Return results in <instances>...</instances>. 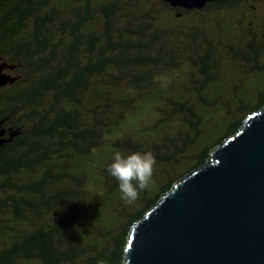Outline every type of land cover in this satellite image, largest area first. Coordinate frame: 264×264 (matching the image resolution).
<instances>
[{
  "label": "trees",
  "instance_id": "trees-1",
  "mask_svg": "<svg viewBox=\"0 0 264 264\" xmlns=\"http://www.w3.org/2000/svg\"><path fill=\"white\" fill-rule=\"evenodd\" d=\"M125 1L0 0V65L17 78L0 88V264H124L135 223L264 108V46L255 43L245 62L255 64L246 72L256 91L204 94L223 83L224 55L236 54L223 18L235 12L236 26L254 32L259 23L245 15L264 0L212 2L209 15L194 9L186 20ZM180 82L199 107L167 95ZM152 111L153 126L131 133ZM114 149L157 160L154 185L132 205L106 171ZM97 168L99 203L89 185Z\"/></svg>",
  "mask_w": 264,
  "mask_h": 264
},
{
  "label": "water",
  "instance_id": "water-1",
  "mask_svg": "<svg viewBox=\"0 0 264 264\" xmlns=\"http://www.w3.org/2000/svg\"><path fill=\"white\" fill-rule=\"evenodd\" d=\"M165 1L191 10L213 0ZM8 69L0 88L17 81ZM5 135L0 125V147ZM124 264H264V108L135 223Z\"/></svg>",
  "mask_w": 264,
  "mask_h": 264
},
{
  "label": "rangeland",
  "instance_id": "rangeland-1",
  "mask_svg": "<svg viewBox=\"0 0 264 264\" xmlns=\"http://www.w3.org/2000/svg\"><path fill=\"white\" fill-rule=\"evenodd\" d=\"M116 1V0H114ZM125 1V0H123ZM126 2V1H125ZM136 2H142L145 5L146 10L148 9L147 5L152 4V6L158 10H161V6L156 4L155 2H149V0H136ZM210 8L209 10H211ZM250 12H247L245 17H247V22L252 21H257L259 23V28H256L255 31L253 32L252 30H247L242 28V26H236L235 21H236V13L231 12L228 13L224 18H223V24L222 27L224 30H229L231 28V46L234 48L236 54H234L231 51V57L225 54L224 59L227 61L228 65L226 68H228V71L226 72L225 76L223 75V83L221 84L220 87H213L211 86L208 90L204 91L205 97L207 99H212L215 100L217 98H223V95H227V97L233 98L235 97V93L237 95H247L248 93L255 92L256 87L258 86L255 83V80H257L256 76H253L252 74H249L246 72V70H252V68L255 66V64H248L245 62L247 60V56L251 53V48L249 47L248 44H254V48L257 46H264V5H260L257 9L256 15L249 16ZM206 15H209V12L206 13ZM252 15V14H251ZM241 16V15H239ZM165 19V18H164ZM164 24L167 25L166 20H164ZM263 19V21H262ZM246 20V19H245ZM242 22H240L241 24ZM180 25L178 22L175 23V25ZM208 25V24H207ZM177 27V26H175ZM216 32H218L219 36H221V31L214 27L213 28ZM257 33V35H256ZM256 35V39H255ZM260 63L263 65L264 64V52L263 56L259 58ZM10 69H8L9 71ZM190 71L188 69L185 70L184 74L189 73ZM10 74V73H8ZM183 78V77H182ZM260 79V77H259ZM181 80V79H179ZM182 83L178 85L177 89L172 93H167V95H175V96H181L184 97L185 99H190L193 101V103H196V105L199 107L202 103L199 101L198 94L194 91V87L185 82L184 86L181 85ZM231 85V86H229ZM237 87V88H236ZM230 95V96H228ZM236 98V97H235ZM243 98H248V97H243ZM224 99V98H223ZM215 112V111H214ZM151 114L142 122L141 126H131L129 129L131 133H138L143 131V129L151 128L153 126V122L151 121ZM158 114V111H155L154 114ZM212 115V114H210ZM173 124V123H172ZM172 130V129H171ZM111 145V144H110ZM112 147V145H111ZM101 170L100 168H97L95 170V173L93 174L92 178L89 181V185L91 186V189L95 190L92 192L93 198L96 200L97 203L99 202H104V197L106 194V191L104 188L96 185L98 182V178L101 177ZM99 172V174H98ZM38 176V175H36ZM101 188V189H99ZM104 195V196H103ZM122 201V200H121ZM117 205V203H116ZM112 220V219H111ZM112 227V226H109Z\"/></svg>",
  "mask_w": 264,
  "mask_h": 264
},
{
  "label": "clouds",
  "instance_id": "clouds-1",
  "mask_svg": "<svg viewBox=\"0 0 264 264\" xmlns=\"http://www.w3.org/2000/svg\"><path fill=\"white\" fill-rule=\"evenodd\" d=\"M156 164V157L150 150L126 153L114 149L106 171L118 182L120 199L132 205L139 199L141 192L154 185Z\"/></svg>",
  "mask_w": 264,
  "mask_h": 264
},
{
  "label": "flooded vegetation",
  "instance_id": "flooded-vegetation-1",
  "mask_svg": "<svg viewBox=\"0 0 264 264\" xmlns=\"http://www.w3.org/2000/svg\"><path fill=\"white\" fill-rule=\"evenodd\" d=\"M157 2V3H159V5L163 8V7H166V9L168 10V14H169V16L170 17H168V18H172L173 16H174V18H176V19H178V20H184L186 17V15H188L189 13H191V11L193 12V10L194 9H191V10H189V9H186V8H184V7H174V6H172L171 4H169V5H165V4H163L162 2H166L165 0H149V2ZM223 0H213L212 2H222ZM212 2H209V3H207L206 4V6L204 7V8H202V9H199V12L198 11H194V12H198L199 13V15H200V17L202 16V17H204L205 15H206V13L207 12H209L210 10L208 9V10H206L210 5H211V3ZM163 5H162V4ZM167 3V2H166ZM189 11V12H188ZM191 13L190 14V16L192 15V14H195V13ZM230 14H231V12H230ZM186 20V19H185ZM249 25L250 26H253L254 25V23L253 22H250L249 23ZM7 73H10L13 77H14V75L15 74H13V72H9V71H7ZM6 136H8V133H6V135L4 136V139L6 138Z\"/></svg>",
  "mask_w": 264,
  "mask_h": 264
},
{
  "label": "bare ground",
  "instance_id": "bare-ground-1",
  "mask_svg": "<svg viewBox=\"0 0 264 264\" xmlns=\"http://www.w3.org/2000/svg\"><path fill=\"white\" fill-rule=\"evenodd\" d=\"M127 247H128V245H127Z\"/></svg>",
  "mask_w": 264,
  "mask_h": 264
}]
</instances>
